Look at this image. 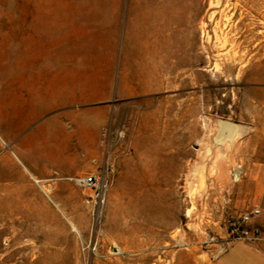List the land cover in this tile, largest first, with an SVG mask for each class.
Instances as JSON below:
<instances>
[{
  "label": "rangeland",
  "instance_id": "rangeland-1",
  "mask_svg": "<svg viewBox=\"0 0 264 264\" xmlns=\"http://www.w3.org/2000/svg\"><path fill=\"white\" fill-rule=\"evenodd\" d=\"M86 1L0 0V264H264V0H191L169 85L138 57L129 0L113 51L110 0ZM83 111H104L96 136ZM90 174L98 198L74 180ZM252 208L263 240H231L224 217Z\"/></svg>",
  "mask_w": 264,
  "mask_h": 264
},
{
  "label": "bare ground",
  "instance_id": "bare-ground-1",
  "mask_svg": "<svg viewBox=\"0 0 264 264\" xmlns=\"http://www.w3.org/2000/svg\"><path fill=\"white\" fill-rule=\"evenodd\" d=\"M90 3H92V0L86 1V4H82V7L80 6L79 8L93 15L95 14L96 9H94V7L89 9L88 7ZM110 3H111L110 5L111 13L114 19L112 33H111V39H112L111 47L113 51V48L115 47L116 34L118 28L116 22L119 20V15H120V0H110ZM47 11L45 10L43 13H41L40 18H45V15L50 14ZM127 12L129 13V15L131 13H135L132 21L136 24L135 26L139 36L138 44L140 47V51L138 53V57L142 61L150 60L149 57L153 59V61H151L153 63L150 65L152 67L151 73L155 77H157L161 83H165L166 85H169L171 83V78L169 77L173 73H175L174 71L178 67V63L175 61L176 51L174 46V40H175L174 38L175 35L181 32L180 27L183 26L185 27L186 23L190 22L191 12H192V1L191 0H129L127 6ZM43 26L46 27V24L43 23L41 25V28ZM261 37L263 39L262 40L263 45L261 48L263 52L262 61H264V24H263V33ZM130 43L131 40L124 37L122 43L123 51L121 53V58H120V67L123 68L121 70H125L126 64L132 61L129 59L127 52V45ZM5 45L7 46L6 50L9 56L12 58L13 37L11 34H7ZM94 49L95 50L98 49L97 44L94 46ZM40 60L41 59H39V61ZM31 61H32L31 70H33V75H34L33 78H36V76H38L40 73L45 71L44 68L46 67L45 65L46 60L45 59L41 60L40 66L37 64L36 58L33 57ZM257 63L258 62H256L254 66H256ZM146 76L150 77V74H147ZM141 77L142 74L135 72V74H131L128 77H126L125 75L124 78L127 79L129 84L136 83L137 86H140ZM108 79H109V75L106 78V82H108ZM149 82H151V79H149ZM33 92H34L32 99L33 101L31 103L32 108L35 110V114H42L45 111L47 105H45L44 100L40 99L39 94L37 93L36 90H34ZM104 116H105L104 111H95V112L83 111L79 114V120L82 126L89 128L88 130H91L92 133L96 136L98 134V127L100 126L101 123H103ZM219 125L221 132H225L230 140L236 133L237 136L240 133H243V131H239V129L237 130L238 128L237 126L229 122L221 121L219 122ZM234 177L236 179L237 175H234ZM32 179L34 183L39 186L40 189L42 190L44 189V185H42V183L39 180L33 177Z\"/></svg>",
  "mask_w": 264,
  "mask_h": 264
},
{
  "label": "built area",
  "instance_id": "built-area-1",
  "mask_svg": "<svg viewBox=\"0 0 264 264\" xmlns=\"http://www.w3.org/2000/svg\"><path fill=\"white\" fill-rule=\"evenodd\" d=\"M75 182L79 186L95 192L98 198L104 188V183L94 174L82 178H75ZM260 211L252 208L247 212L239 215H227L223 219L228 237L233 241H241L247 243H258L263 240L260 228L255 224V220L259 217Z\"/></svg>",
  "mask_w": 264,
  "mask_h": 264
},
{
  "label": "crops",
  "instance_id": "crops-1",
  "mask_svg": "<svg viewBox=\"0 0 264 264\" xmlns=\"http://www.w3.org/2000/svg\"><path fill=\"white\" fill-rule=\"evenodd\" d=\"M255 223H256V221H255Z\"/></svg>",
  "mask_w": 264,
  "mask_h": 264
}]
</instances>
